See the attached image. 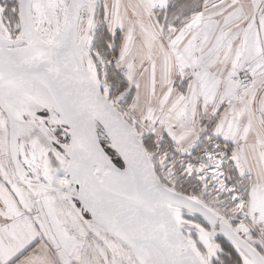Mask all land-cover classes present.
<instances>
[{
	"label": "snow or ice",
	"instance_id": "1",
	"mask_svg": "<svg viewBox=\"0 0 264 264\" xmlns=\"http://www.w3.org/2000/svg\"><path fill=\"white\" fill-rule=\"evenodd\" d=\"M0 264H264V0H0Z\"/></svg>",
	"mask_w": 264,
	"mask_h": 264
}]
</instances>
